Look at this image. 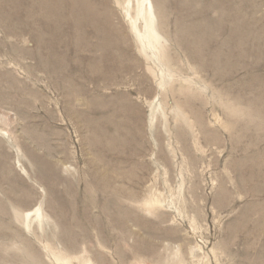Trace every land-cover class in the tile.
Segmentation results:
<instances>
[{
    "label": "rangeland",
    "instance_id": "374dc122",
    "mask_svg": "<svg viewBox=\"0 0 264 264\" xmlns=\"http://www.w3.org/2000/svg\"><path fill=\"white\" fill-rule=\"evenodd\" d=\"M231 1L0 0V264H264V0Z\"/></svg>",
    "mask_w": 264,
    "mask_h": 264
},
{
    "label": "bare ground",
    "instance_id": "6f19581e",
    "mask_svg": "<svg viewBox=\"0 0 264 264\" xmlns=\"http://www.w3.org/2000/svg\"><path fill=\"white\" fill-rule=\"evenodd\" d=\"M206 1H208V8H209V10L211 9L212 11H214L215 13H218V15H220L221 14V16L223 15V16H225V18L226 17H236V19H245V11L247 10H245V7L247 6H245L244 4H245V2H244V0H241L242 2H241V4H243L244 5V7H239V9H240V11L238 10H236V8H234L233 6H232V2L233 1H231V0H214V2H213V5L211 4L212 2H211V0H206ZM213 1V0H212ZM184 3H185V1H183ZM195 2V1H194ZM215 3H217V4H215ZM239 3V2H238ZM208 8H207V10H208ZM244 8V9H243ZM202 10V9H201ZM179 11V10H178ZM195 11V10H194ZM241 11H243V12H241ZM252 12V11H251ZM211 13V12H210ZM247 13V12H246ZM190 14V10H189V8L188 9H183V10H181V13H180V19H181V21L183 22V23H185V24H190L189 23V15ZM196 14V13H195ZM247 15V14H246ZM170 16H169V13H166L165 14V19H166V24H168L169 23V18ZM248 19L250 18V16L249 17H247ZM178 19V18H177ZM251 19H253L252 21L250 20V21H248V24H249V26H256V24L258 25L259 23L260 24H264V20L263 19H259L258 18V13L257 12H253L252 14H251ZM225 20V19H224ZM179 21V20H178ZM221 22V21H220ZM196 26V25H195ZM232 26H234V25H232ZM197 27V26H196ZM231 27V26H230ZM185 29V28H184ZM238 29V28H237ZM256 32V31H255ZM194 33V32H193ZM229 33V32H228ZM236 34V33H235ZM245 34H247V33H245ZM199 35V34H198ZM226 35V34H225ZM229 35V34H228ZM227 35V36H228ZM260 35V34H259ZM221 38V37H220ZM226 38V37H225ZM172 39V38H171ZM222 41V40H221ZM248 41V40H247ZM222 47V46H221ZM210 48V47H209ZM198 51V50H197ZM227 54V53H226ZM223 56V55H222Z\"/></svg>",
    "mask_w": 264,
    "mask_h": 264
}]
</instances>
